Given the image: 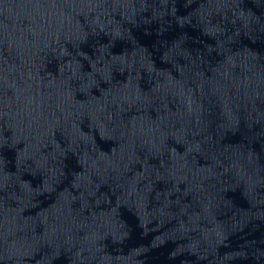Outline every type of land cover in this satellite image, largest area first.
Here are the masks:
<instances>
[{
  "label": "water",
  "instance_id": "1",
  "mask_svg": "<svg viewBox=\"0 0 264 264\" xmlns=\"http://www.w3.org/2000/svg\"><path fill=\"white\" fill-rule=\"evenodd\" d=\"M0 264H264V0H0Z\"/></svg>",
  "mask_w": 264,
  "mask_h": 264
}]
</instances>
